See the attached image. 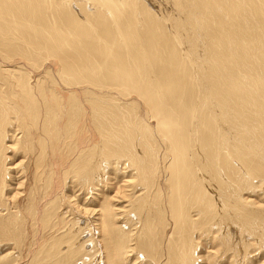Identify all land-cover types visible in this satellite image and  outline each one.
<instances>
[{"label": "bare ground", "instance_id": "1", "mask_svg": "<svg viewBox=\"0 0 264 264\" xmlns=\"http://www.w3.org/2000/svg\"><path fill=\"white\" fill-rule=\"evenodd\" d=\"M162 1L0 0V236L27 213L32 264H256L264 249V0ZM74 197L97 263L78 220L53 235Z\"/></svg>", "mask_w": 264, "mask_h": 264}, {"label": "rangeland", "instance_id": "2", "mask_svg": "<svg viewBox=\"0 0 264 264\" xmlns=\"http://www.w3.org/2000/svg\"><path fill=\"white\" fill-rule=\"evenodd\" d=\"M146 2H147L148 5L154 6L155 9L158 10V11H161V10L164 11V10L168 9V7H169L166 4V2L162 1V0H146ZM8 156H12V154L9 153ZM21 159H22L21 155L14 156V158L8 163V164H12L13 163V165H8V166H14V165L18 164L21 161ZM46 166H47V168L50 167L49 169L51 171L52 165H51L50 159H48V158H47ZM22 168L25 169V176H29V178H30L31 175H32L30 173H31V171L33 169L31 163L28 162ZM12 174L14 175V173H12ZM40 174L42 176L41 175H37V181H35V182L33 181L32 183H31V181L28 182L31 187H34L36 189V195L38 196L37 197V201L39 203L44 201L46 199V195H48V194L45 195L46 191L43 188V187H45V189H46V181L45 180H46V177L48 176L47 169H44ZM13 182H15V180H11V181L7 182V184L5 185L6 188L4 190V195H7V196L8 195H10V196L13 195V193H12L13 189H16V185ZM74 194L78 195V193H76V190H75ZM80 197L83 198L82 196H80ZM81 198H80L79 201L77 200V198H75V202L73 201L74 203H70V204H67L63 200H58L59 201L58 205L60 206V210H59V215L57 216V219L55 220V222L57 223L58 230L56 229V232H53L54 234L51 233L50 230H46V232L43 233V234L41 232V234H42L43 239H49L50 236H51L50 233L53 234V235H56V234L59 233L58 235H61V232H62L61 230L65 231L66 227L71 225L73 220H78L80 222L79 226L82 225L83 230H84V235H82V239H83L82 241L86 242V246H85L86 249L87 250H91V249L93 250L95 248V252L91 255V257H87V260L88 261H92L93 263H97V261L100 259V257L103 256V253L101 252V246L97 243L100 240L97 231L94 230L93 228H91L92 226L90 227V229H89V227L86 228L84 220L79 218L76 215L77 214L76 213V209H73L72 207L67 206V205H74L77 201H78L79 205H83V202H82ZM21 200L22 201L20 203V207H21L22 211H24L25 210L24 209L25 206L28 205L27 204V200H25V202H24L23 198ZM87 204H88V201H87ZM87 204H84V205H87ZM61 205L64 207V209H63V207ZM24 213H23V219L24 220L21 217V221H20L21 236H20V234H18L17 236H19V237L16 236V238L12 239L11 241L10 240H8V241L4 240L0 236V257L2 255H5V253H6V254L9 255V256L8 255L7 256L10 257L12 260L13 259L16 260L15 264H32L31 263L32 254H31V250L30 249H33V248L36 249V247H37V245L35 244L36 241H35V239H33L34 238L33 236L35 234V229L32 227V219L30 218L29 215L26 216L27 213H25V214ZM61 222L64 225L61 226V224H62ZM84 225H85V227H84ZM25 226H26V228H25ZM88 229L89 230H93L92 231V233H93L92 235L90 234V232H88L89 231ZM85 231H86L87 234L85 233ZM41 234H40V237H41ZM90 237L93 238V239H91ZM89 240H91V241L93 240L95 242V246L94 247L91 245ZM251 255H257L259 257V259L257 258V260H256V264H262L263 263V261H264V249H262V248L256 249L254 254H251ZM96 259H97V261L95 262ZM257 261H258V263H257ZM227 263L228 264H239V262L236 259L232 258V257H230L228 259ZM79 264H82L81 260L79 261Z\"/></svg>", "mask_w": 264, "mask_h": 264}]
</instances>
